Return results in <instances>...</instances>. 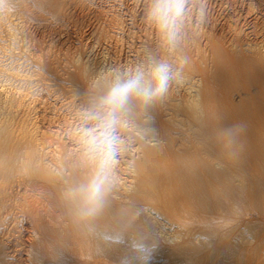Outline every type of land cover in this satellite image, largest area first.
<instances>
[{"label":"bare ground","instance_id":"6f19581e","mask_svg":"<svg viewBox=\"0 0 264 264\" xmlns=\"http://www.w3.org/2000/svg\"><path fill=\"white\" fill-rule=\"evenodd\" d=\"M4 25L13 39L15 27L5 21ZM178 54V64L190 63ZM234 55L253 70L244 73L241 83L222 71L223 82L231 83L235 95H223L215 106L214 96L201 94L188 73L187 93L167 94V101H161L164 114L153 110V94L143 95L153 88V78L139 74L136 86L110 103L117 117L109 122L107 145L99 127L93 133L98 151L87 157L75 152L68 176L60 169L59 154L49 155L31 123L34 94L14 91L9 83L0 87V182L25 186L11 205L5 193L8 184H0V218L10 207L15 220L28 224L27 236L15 244L17 248L4 242L6 231L0 225V264H264V226H255L260 220L215 227L200 222L171 235L162 223L165 213L177 219L179 213L196 212L206 220L246 208L264 216V43L244 45ZM215 57L220 58L219 52ZM1 66L3 82L15 78L25 85L33 83L12 64ZM115 85L123 87L121 81ZM177 138L183 146L176 149ZM161 142H166L168 163L159 159ZM24 243L25 259L18 248Z\"/></svg>","mask_w":264,"mask_h":264},{"label":"rangeland","instance_id":"374dc122","mask_svg":"<svg viewBox=\"0 0 264 264\" xmlns=\"http://www.w3.org/2000/svg\"><path fill=\"white\" fill-rule=\"evenodd\" d=\"M0 3L4 5L0 6V9L3 8L0 10V67L10 63L15 72L30 75L33 82L30 86L15 78L3 82L4 78L0 76V87L9 83L14 91L34 94V107L29 112L31 123L49 155L59 154L58 158L62 161L60 169L67 176L69 172L66 169L77 159L75 152L87 157L90 152L99 149H95L98 142L94 132L103 128L100 137L105 138L104 144L109 142L112 132L109 122L117 117L110 106L111 101H117L111 96L119 90L116 81L125 86L134 82L139 74L151 76L153 88L149 94H153L152 108L163 113L165 105L161 101H167V94L180 97L187 93L190 83L187 74L190 73L191 81L198 86L201 94L214 96L211 105L215 103L212 105L215 106L225 97L233 98L235 95L231 83L223 82L222 71L234 74L235 82L238 80L237 83H241L246 79L244 73L253 70L252 65L239 62L234 51L243 49L247 44L261 47L264 43V0H0ZM11 3L14 5L11 6ZM4 21L15 27L13 39L4 32ZM215 52H219L220 58L215 57ZM178 53L190 63L178 64ZM161 68L166 70L167 80L162 90L157 91L158 81L154 74ZM150 69L153 73L148 74ZM142 113L147 114L148 110ZM177 130L184 132L183 129ZM175 141L174 148L183 146L178 138ZM158 146L163 153L160 161L170 162L171 157L164 154L166 142ZM3 183L1 180L0 184ZM4 184L8 183L5 181ZM24 187V184L17 187L15 181L5 186L7 203L12 205L15 196L20 197ZM18 202L19 205L21 202ZM7 208L2 210L0 218V225L6 231L3 240L7 245L16 247L17 242H24L25 238L21 237L27 236L28 224L25 220L19 221L20 218L15 220L14 213L10 207ZM245 209L220 219L206 216V220L200 219L196 212L179 213L177 219L165 213V222L162 220V223L170 231L169 235L184 227L197 226L200 222L215 227L254 219L260 220L255 222L257 228L264 226L261 225L264 216ZM6 213L7 221L3 217ZM237 238L243 240L242 236ZM24 245L18 246L23 259L28 256L26 248L22 250Z\"/></svg>","mask_w":264,"mask_h":264},{"label":"clouds","instance_id":"9594fccd","mask_svg":"<svg viewBox=\"0 0 264 264\" xmlns=\"http://www.w3.org/2000/svg\"><path fill=\"white\" fill-rule=\"evenodd\" d=\"M156 76V79L158 81L157 84V91L162 90L165 81L167 80L166 70L161 68L158 69L157 72L154 74ZM136 86L135 82H130L129 84L121 87L116 93L115 98L118 100L121 97H123L130 89L134 88ZM143 95L148 96L149 93L147 90H144Z\"/></svg>","mask_w":264,"mask_h":264}]
</instances>
